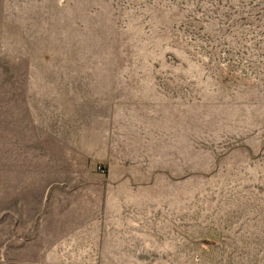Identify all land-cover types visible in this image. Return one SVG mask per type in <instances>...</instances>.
Returning a JSON list of instances; mask_svg holds the SVG:
<instances>
[{"label":"rangeland","instance_id":"obj_1","mask_svg":"<svg viewBox=\"0 0 264 264\" xmlns=\"http://www.w3.org/2000/svg\"><path fill=\"white\" fill-rule=\"evenodd\" d=\"M53 94L111 112L102 173L134 175L125 240L63 263L264 264V0H0V264L46 261L59 162L23 122Z\"/></svg>","mask_w":264,"mask_h":264},{"label":"crops","instance_id":"obj_2","mask_svg":"<svg viewBox=\"0 0 264 264\" xmlns=\"http://www.w3.org/2000/svg\"><path fill=\"white\" fill-rule=\"evenodd\" d=\"M32 98L25 97L29 119L23 123L36 124L35 130L46 137L40 144L50 146L46 154L55 152L59 162L56 172L44 174L55 178L35 187L40 192V256L46 258L44 264H65L68 257L104 256L115 245L108 241L125 240L122 216L131 201L125 187L129 178L134 181L129 169L123 168L113 176L111 169L103 174L97 168L109 160L112 114H108L107 129V123L103 118L99 121L97 114L93 113L90 120L72 95L36 96L39 106L30 102ZM93 123H103L100 136Z\"/></svg>","mask_w":264,"mask_h":264},{"label":"built area","instance_id":"obj_3","mask_svg":"<svg viewBox=\"0 0 264 264\" xmlns=\"http://www.w3.org/2000/svg\"><path fill=\"white\" fill-rule=\"evenodd\" d=\"M98 170H99L100 172H104V171H105V167H104L103 165H99V166H98Z\"/></svg>","mask_w":264,"mask_h":264}]
</instances>
